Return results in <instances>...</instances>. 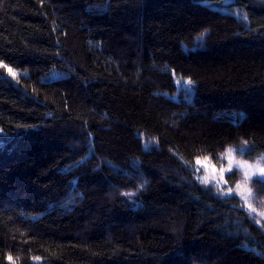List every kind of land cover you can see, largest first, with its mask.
I'll list each match as a JSON object with an SVG mask.
<instances>
[{"label": "trees", "instance_id": "obj_1", "mask_svg": "<svg viewBox=\"0 0 264 264\" xmlns=\"http://www.w3.org/2000/svg\"><path fill=\"white\" fill-rule=\"evenodd\" d=\"M0 62V264H264L190 167L264 154V0H0Z\"/></svg>", "mask_w": 264, "mask_h": 264}, {"label": "snow or ice", "instance_id": "obj_2", "mask_svg": "<svg viewBox=\"0 0 264 264\" xmlns=\"http://www.w3.org/2000/svg\"><path fill=\"white\" fill-rule=\"evenodd\" d=\"M0 68L6 69L8 75L13 79L17 77V73L7 64L0 62ZM186 83L187 85L191 86L192 81L187 80ZM244 143L246 144L247 142L245 141ZM226 157V166L221 165L219 168L215 164L211 163L209 157H197L195 159V171L199 172L201 168L204 170V175L198 177L200 183L207 186L214 182L215 186H217L218 192L224 195H231L233 192L232 188H229L227 193H224V190L220 187V185L227 183L225 180L226 173H232L234 168L240 170L242 172V179L235 185L236 194L244 201V205L250 210V213H256L260 217V219H256V224H261V220L264 219V211L257 212V209L250 203L249 198L253 195V193L249 185L252 182L264 185V167H261L259 162H257L255 165H252L246 160H236L233 155V150L231 149L228 150ZM254 177H256L255 181ZM125 195H127V193ZM7 259L9 264H16V261L11 255H9ZM35 259L39 260L40 258L36 257Z\"/></svg>", "mask_w": 264, "mask_h": 264}, {"label": "rangeland", "instance_id": "obj_3", "mask_svg": "<svg viewBox=\"0 0 264 264\" xmlns=\"http://www.w3.org/2000/svg\"><path fill=\"white\" fill-rule=\"evenodd\" d=\"M237 16L241 17L244 20H247L246 16H243L242 14H240L239 12L236 11L235 13ZM187 81V80H186ZM184 81V82H186ZM179 84H182L181 80H178ZM233 150V155L235 157L236 160H246L249 164L255 165L257 162L260 163L261 167H264V154L254 158V159H246L243 156V152L236 150V149H231ZM228 152V151H227ZM227 154V153H226ZM225 156L223 157V162L226 166L227 164V157ZM213 164V163H212ZM216 165V164H215ZM218 168L221 165H216ZM190 167L193 169V171L195 172V175L198 177H201L204 175V170L203 168H201V170L199 172L195 171L196 165L195 162L190 163ZM242 179V172L236 168H234L232 173H226L225 174V180L227 181L226 184H221L220 187L223 188L224 193H227V190L229 188L233 189V192L231 195H224L222 193H220L222 196L226 197V198H230V197H236L240 200V202L244 205V201L240 198V196H238L236 194L235 191V185L237 182H239ZM256 177H254V181H255ZM199 180V179H198ZM211 185L215 186V183H211ZM249 187L252 190L253 195L249 198L250 203L252 204L253 207H255L257 209V212L260 211H264V185L252 182ZM215 188L217 189V186H215ZM218 190V189H217ZM244 207L250 212V210L244 205ZM256 219H260V217L256 214V213H251ZM261 223L264 224V219L261 220Z\"/></svg>", "mask_w": 264, "mask_h": 264}]
</instances>
